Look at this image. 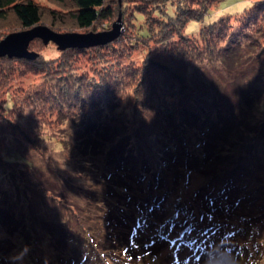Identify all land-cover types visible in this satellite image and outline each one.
Returning <instances> with one entry per match:
<instances>
[{
    "label": "trees",
    "instance_id": "trees-1",
    "mask_svg": "<svg viewBox=\"0 0 264 264\" xmlns=\"http://www.w3.org/2000/svg\"><path fill=\"white\" fill-rule=\"evenodd\" d=\"M48 1L55 7L36 0H0V37L38 25L58 33L109 30L120 10L123 33L105 45L88 47L95 50L93 64L101 66L91 76L77 73L75 67L88 48H68L52 59L44 54L39 38L28 46L38 53L35 59L0 58V89L8 84L16 62L40 75L26 90L24 104L15 96L0 101V168L15 175L22 164L11 158L8 134L19 133L36 148L45 129L56 122L52 115L75 117L85 109L121 104L131 115L133 130L149 105L161 97L181 98L190 88V72L221 61L227 50L250 46L253 57L264 62V0H252L234 21L220 18L192 36L184 34L187 23L202 22L220 0H138L134 5L132 0H122V5L119 0ZM2 30L7 32L3 35ZM134 50L141 52L139 59ZM28 107L38 115L27 119ZM255 130L241 138L257 136L259 141L239 146L242 139H236V149L235 144L207 148L214 138H205L206 155L197 171L207 184L167 202L166 211L160 190L171 182L160 170L177 169L164 159L169 148L157 153L158 162L128 179L119 176L116 161L118 165L102 176L106 188L97 191L91 180L80 191L84 209L52 194L70 211L44 221L54 259L43 264H156L157 253L168 246L173 259L169 256L167 264H264V125ZM244 154L247 162L241 161ZM175 183L176 179L170 191ZM180 253H185L183 260Z\"/></svg>",
    "mask_w": 264,
    "mask_h": 264
},
{
    "label": "rangeland",
    "instance_id": "rangeland-1",
    "mask_svg": "<svg viewBox=\"0 0 264 264\" xmlns=\"http://www.w3.org/2000/svg\"><path fill=\"white\" fill-rule=\"evenodd\" d=\"M36 1L43 6L55 7L48 0ZM119 2L123 4L122 0ZM252 2L220 0L202 22L187 23L184 34L195 35L201 26L220 18L229 17L234 21L235 15L248 9ZM129 3L134 5L138 0ZM168 11L171 14L170 7ZM119 15L122 21L121 10ZM6 32L1 31L3 35ZM32 49L38 50L36 47ZM43 51L48 58L60 56V50L52 42L43 44ZM134 51L139 59L141 52ZM251 51L250 46H235L226 51L221 61L194 68L190 72L187 93L181 98L167 96L157 99L146 108L139 125L133 130L131 115L126 105L121 104L105 110L85 109L75 117L52 115L56 122L52 123L53 127L45 129L46 137L36 148L24 142L21 134L15 137L8 134L6 141L11 148V158L22 166L17 175L0 168V264H43L49 257L54 259L51 238L43 231L47 230L44 221L59 212L64 215L70 211L68 206L55 199V195L84 209L85 199L78 194L91 180L97 185V191L106 188L102 176L118 165L116 161L120 164L117 166L121 169L119 176L125 175L128 179L138 169L143 170L152 162H158L159 151L171 150L164 159L168 158L166 161L176 165V171L160 170L165 181L171 182L160 190L166 202L165 211L167 202L174 203L179 197L192 194L202 183L207 184L206 177L197 171L201 157L206 155L205 138H214L207 148L217 145V149H227V145L235 144L236 149V139H242L249 130L264 125V62L254 58ZM94 53L95 50L86 49L85 55L75 63L77 73L91 76L101 69L100 64H93ZM14 66L16 69L8 84L0 89V101L15 96L20 104H24L26 90L39 82L40 75L23 70L20 63L16 62ZM25 112L27 119L38 115L32 107ZM22 129L27 131L24 127ZM255 138L257 136H246L239 146ZM242 160L248 161L245 154ZM129 164L131 167L127 166ZM175 179V189L170 191ZM124 185L129 183L124 182ZM169 256L173 259L171 248H162L157 253L156 264H167L165 260ZM184 256L185 253H180L181 260Z\"/></svg>",
    "mask_w": 264,
    "mask_h": 264
},
{
    "label": "water",
    "instance_id": "water-1",
    "mask_svg": "<svg viewBox=\"0 0 264 264\" xmlns=\"http://www.w3.org/2000/svg\"><path fill=\"white\" fill-rule=\"evenodd\" d=\"M122 30L120 15L113 22L109 30L99 32H67L58 33L47 26L38 25L31 29L9 33L0 40V58L15 57L33 60L38 53L30 51L29 43L39 38L44 45L52 42L57 49L63 51L68 48H88L105 45L117 38Z\"/></svg>",
    "mask_w": 264,
    "mask_h": 264
}]
</instances>
